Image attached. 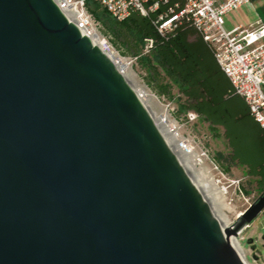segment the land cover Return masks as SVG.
<instances>
[{
    "label": "water",
    "instance_id": "obj_1",
    "mask_svg": "<svg viewBox=\"0 0 264 264\" xmlns=\"http://www.w3.org/2000/svg\"><path fill=\"white\" fill-rule=\"evenodd\" d=\"M263 211L221 229L110 59L52 0H0V264H245Z\"/></svg>",
    "mask_w": 264,
    "mask_h": 264
},
{
    "label": "trees",
    "instance_id": "obj_2",
    "mask_svg": "<svg viewBox=\"0 0 264 264\" xmlns=\"http://www.w3.org/2000/svg\"><path fill=\"white\" fill-rule=\"evenodd\" d=\"M84 1L88 12L112 36L113 44L122 47L124 55L137 57L148 86L166 96L176 89L181 96L180 112L195 113L212 131L217 127L223 130L230 152L217 153V161L245 168L263 193L264 131L251 117L244 100L233 93L210 48L188 25L177 27L164 39L153 26L159 15L180 6L181 1H160L158 9L147 17L132 13L122 22L111 18L96 2ZM146 39L153 40L154 45L149 53L142 54Z\"/></svg>",
    "mask_w": 264,
    "mask_h": 264
},
{
    "label": "built area",
    "instance_id": "obj_3",
    "mask_svg": "<svg viewBox=\"0 0 264 264\" xmlns=\"http://www.w3.org/2000/svg\"><path fill=\"white\" fill-rule=\"evenodd\" d=\"M69 23H72L93 45L97 46L113 63L118 72L124 77L137 65V57L122 56L112 45V36L107 33L100 21L88 12L84 0H52ZM105 10L111 18L118 22L126 20L132 13L147 17L158 9L159 2L165 0H92ZM181 5H175L166 13L159 15L153 22L157 34L166 38L181 26L188 25L201 37L210 48L220 71L228 79L233 93L241 97L248 107L253 120L264 131V24L257 22L251 30L235 27L225 30L224 17L251 0H180ZM95 43V44H94ZM154 42L144 40L142 54L149 53ZM110 56V57H109ZM140 100L147 93L137 94ZM156 102L165 107L162 121L178 140L181 148L187 155L192 154L194 147L200 148L197 163L208 160L209 149L205 146L208 137H183L179 135L184 125L193 123L198 116L187 112L181 119L174 117L175 110L164 105L163 96L151 93L149 95ZM148 96V97H149ZM215 160L211 163L215 164ZM246 226L236 236H241L247 230ZM237 239V237H236ZM244 238L237 239L240 243ZM256 255V254H255ZM252 259V253H249ZM257 256V255H256ZM244 260L250 264L244 253ZM252 264H258L252 259Z\"/></svg>",
    "mask_w": 264,
    "mask_h": 264
},
{
    "label": "rangeland",
    "instance_id": "obj_4",
    "mask_svg": "<svg viewBox=\"0 0 264 264\" xmlns=\"http://www.w3.org/2000/svg\"><path fill=\"white\" fill-rule=\"evenodd\" d=\"M119 54L124 55V49L119 45L113 44ZM128 84L132 87L134 91L138 94L147 93L148 96L151 93L157 94L150 86L146 83V75L144 70L138 64L124 76ZM141 92V93H140ZM147 96V97H148ZM163 96L166 100L164 105L169 104V108L173 107L175 110L174 117L178 120L181 119L187 112L179 111V99L181 96L177 93L176 89L171 91L169 96ZM148 100H142L146 109L150 113L153 119L162 117L163 110L165 107L160 106L155 99L148 97ZM182 131L179 135L185 137L189 135L190 137H208L205 146L209 149L208 160H203L201 164L197 163V155H200V148L194 147L192 154L187 158L190 170L188 171L190 175L195 176L202 182L211 180L214 191H211L210 197L212 202L216 204L221 213L227 219V226L232 227L236 223V218L242 212H244L249 205L254 203L262 193L257 189L256 178L247 175L245 168L240 166H227L217 161L216 154L223 153L227 155L229 153L228 143L223 137V130L220 127L215 128L216 131H212L208 124L201 121L198 117L193 123L184 125ZM215 160V164L211 161ZM264 235V211L260 213L256 219L250 224L249 228L245 230L241 236H236L237 239L243 237L240 240V247L244 250L248 261L252 264V259L249 256L251 246L247 244L248 239H253V245L255 246V254L258 256L259 261L264 260V242L261 237Z\"/></svg>",
    "mask_w": 264,
    "mask_h": 264
},
{
    "label": "bare ground",
    "instance_id": "obj_5",
    "mask_svg": "<svg viewBox=\"0 0 264 264\" xmlns=\"http://www.w3.org/2000/svg\"><path fill=\"white\" fill-rule=\"evenodd\" d=\"M144 96H145L144 100H148L149 99L147 97V95H144ZM153 121H154L157 129L159 130V132L161 133V135L163 136V138L165 139V141L169 145L170 149L172 150V152L176 156V158L179 161L180 165L182 166V168L184 169V171L186 172L188 177L191 179L193 184L196 186V188L198 189V191L200 192V194L202 195V197L204 198L206 203L208 204V206H209L214 218L218 222V224L221 227V229L224 230V229L229 228V227H226L227 224H228L226 217L221 213L220 208L216 204H214L212 202V199L210 197L211 196L210 195L211 191H214L213 188H211V186L213 185L212 181L209 180V181H206L204 183L201 180L197 179L195 176L190 175V173L188 171L190 170V166H192V165H189V162L187 160V155L184 152V150L181 148V146H180L178 140L176 139V137L172 134V132L169 130L168 126L162 121V119L156 118V119H153ZM230 244H231L232 248L234 249V251L242 259V261L245 264H247L246 261L244 260V253L245 252L240 247V243L236 239V237H231L230 238Z\"/></svg>",
    "mask_w": 264,
    "mask_h": 264
},
{
    "label": "crops",
    "instance_id": "obj_6",
    "mask_svg": "<svg viewBox=\"0 0 264 264\" xmlns=\"http://www.w3.org/2000/svg\"><path fill=\"white\" fill-rule=\"evenodd\" d=\"M257 22L264 24V0H251L241 8L226 14L224 28L228 31L235 27L251 30L256 27ZM258 264H264V260L259 261L258 258Z\"/></svg>",
    "mask_w": 264,
    "mask_h": 264
}]
</instances>
